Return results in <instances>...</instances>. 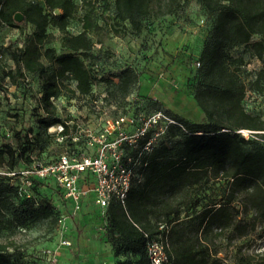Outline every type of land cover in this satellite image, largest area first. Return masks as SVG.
I'll list each match as a JSON object with an SVG mask.
<instances>
[{
    "label": "trees",
    "instance_id": "16d2710c",
    "mask_svg": "<svg viewBox=\"0 0 264 264\" xmlns=\"http://www.w3.org/2000/svg\"><path fill=\"white\" fill-rule=\"evenodd\" d=\"M185 1L112 0L105 7L116 34L124 26L139 34L147 19L172 15ZM197 1L212 18L210 33L199 57L202 64L197 70L199 79L192 92L204 120L191 122L165 111L177 124L169 125L162 136L178 135V140L141 151L151 135L147 133L138 139L135 147L124 145L126 155L137 159L138 167L124 207L112 201L105 211V238L116 257L115 264H150L146 251L150 239L161 240L166 245L170 264H216L219 259H212L215 253L210 249L211 238L228 229L240 234L246 229V224L234 222L233 204L238 198L246 212L253 211L254 219L264 222V117L245 109L243 99L249 87L238 74L243 59L227 53L231 47L243 46L264 63V0ZM81 2L84 4L82 29L68 34V26L79 6L75 0H42L44 9L40 10L31 0H0V24L22 27L28 21L36 29L30 34L21 32V46H0V81L14 82L26 74L38 78L41 81L39 103L45 113L38 120L37 131L30 137H22L25 146L0 147V229L6 224L9 227H16L17 222L22 224L17 210L25 206L32 223L46 221L48 230L54 232L59 228L58 219L68 207L55 180L51 179L59 194L57 202L46 197L37 199L32 192L49 183L50 178L31 177L32 184L28 187L31 195L27 196L20 190L21 176L17 172L20 164L29 168L40 160L26 155L28 145L43 151L57 136L63 137V143L72 139L66 136L72 125L57 116L53 100L65 93L70 97L91 94L94 76L84 58L93 56L92 35L103 26L94 17L93 2ZM17 12L23 14V21L15 22ZM49 27L63 33L61 53L46 47L52 40ZM254 36L258 38L253 39ZM7 60L13 68H8ZM116 78L115 91L126 97L137 83L138 74L131 67H125ZM263 79L264 68L250 88L262 90ZM70 82H74V88ZM56 125H61L62 131H49ZM240 129L251 131V138L236 132ZM12 172L15 174H8ZM15 178H19L17 183ZM219 179L227 183L225 195L219 199L205 195L209 182ZM12 211L15 219L13 216L6 219L7 212ZM20 247L13 239L0 241V264H26ZM254 261V255H240L236 264Z\"/></svg>",
    "mask_w": 264,
    "mask_h": 264
},
{
    "label": "rangeland",
    "instance_id": "374dc122",
    "mask_svg": "<svg viewBox=\"0 0 264 264\" xmlns=\"http://www.w3.org/2000/svg\"><path fill=\"white\" fill-rule=\"evenodd\" d=\"M31 1L36 9H44L42 0ZM75 1L79 6L68 26V34H76L82 29L84 4L81 0ZM91 1L95 7L94 17L103 26L92 35L95 41L93 56L84 58L94 76L91 94L70 97L65 93L53 100L57 116L72 125L70 132L76 140L68 139L63 143L55 138L43 151L28 145L26 155L40 159L38 161L42 163L53 162L62 154L79 157L82 153H95L98 145H87L86 134L96 136L103 127L110 126L107 120L112 122L124 117L123 134L132 133L141 121L158 110L170 111L191 122L204 120L192 92L199 79L197 70L202 65L199 57L209 36L212 18L198 1L183 2L172 15L150 17L139 34L132 33L127 26L120 28L116 34L105 7V3L112 0ZM35 30L28 21L22 27L0 24V46H21V32L30 34ZM48 32L52 34V40L46 47H53L57 53H61L60 39L63 33L54 27H49ZM227 53L243 59L238 74L249 87L243 99L245 109L264 117V79L261 81L262 90L250 88L258 72L264 68V63L251 56L243 46L231 47ZM197 61L199 66L196 65ZM6 62L8 68H13L10 60ZM125 67L135 70L138 81L123 97L121 92L115 91L114 85L118 81L116 75ZM40 84L41 81L31 74L14 82L10 79L0 81V147L19 145L22 148L26 145L22 137H30L37 131L38 120L45 115L39 103ZM74 85V82H70V87L74 88ZM50 129L54 131L58 125ZM122 136L113 133L107 137V141L121 140ZM179 138L178 135L160 136L154 145H171ZM19 167L18 171L27 169L23 164ZM137 167L133 168L135 176ZM49 178V183L39 186L32 194L37 199L46 197L57 202L59 194L54 188V179ZM84 182L81 179L78 184L82 186ZM19 184L22 186L21 181ZM208 185L205 195L210 198L219 199L225 195V180H211ZM28 193L31 195L30 190ZM240 201L238 198L233 204L234 222L235 225L246 224V229L241 234L235 229H228L222 235L211 238L210 249L215 253L212 259H219L216 264H236L238 256L247 254L255 256L252 264H264V222L254 219L253 211L246 212ZM24 209L25 206H21L17 210L21 213L18 216L22 224L17 222L16 227L6 224L5 228L0 229V241L15 240L21 246V255L26 264H48L49 258L53 257V264H115L116 257L105 238V211L91 202L83 204L75 217H68L64 229L59 231L57 228L54 232L48 230L46 221L32 223ZM11 216L15 219L14 211L7 212L6 219L10 220ZM194 235L192 233L191 237ZM63 239L69 240L70 246L61 245ZM120 258L123 259L124 255Z\"/></svg>",
    "mask_w": 264,
    "mask_h": 264
},
{
    "label": "built area",
    "instance_id": "2783aa9c",
    "mask_svg": "<svg viewBox=\"0 0 264 264\" xmlns=\"http://www.w3.org/2000/svg\"><path fill=\"white\" fill-rule=\"evenodd\" d=\"M199 64L197 61L196 65L199 66ZM107 123L110 126L103 127L96 136H92L91 133L86 134L87 145L92 146L94 143L98 145L95 153H82L79 157L62 154L50 163L36 160L29 168L17 172L21 176L20 190L27 196H29L27 189L32 184L31 177L36 176L40 179L52 177L55 180L68 205L58 219L59 231L65 228V220L68 217L77 215L87 196L91 198L94 206L103 211H106L112 201H117L124 207L134 177L133 168L138 165L137 159L125 155L124 145L135 147L138 139L151 133L149 139L141 147V151H150L156 140L165 134L167 127L177 124L172 117L161 110L141 121L137 129L129 134H123L124 117H119L112 122L107 120ZM50 128L49 131H51ZM62 129V126L58 125V129L54 131L60 132ZM236 132L245 138H248L251 133L245 129ZM113 133L123 135L121 140L107 141V137ZM66 136H72V139L76 140L71 132ZM56 138L63 140L62 136ZM8 174L14 175L15 173ZM81 179L85 181L82 186L78 184ZM60 244L70 246V241L63 239ZM165 248L166 245L161 240L150 239L147 242L146 251L150 264H170ZM54 261L55 257L49 258L48 264H53Z\"/></svg>",
    "mask_w": 264,
    "mask_h": 264
},
{
    "label": "water",
    "instance_id": "95a60500",
    "mask_svg": "<svg viewBox=\"0 0 264 264\" xmlns=\"http://www.w3.org/2000/svg\"><path fill=\"white\" fill-rule=\"evenodd\" d=\"M23 19H24V16L22 13H20V12L15 13V15H14L15 22H21V21H23Z\"/></svg>",
    "mask_w": 264,
    "mask_h": 264
},
{
    "label": "crops",
    "instance_id": "0c3cea01",
    "mask_svg": "<svg viewBox=\"0 0 264 264\" xmlns=\"http://www.w3.org/2000/svg\"><path fill=\"white\" fill-rule=\"evenodd\" d=\"M87 202H91V198H90V197L84 199L83 202H82V205L85 204V203H87ZM91 203H92V202H91ZM92 204H93V203H92ZM93 205H94V204H93Z\"/></svg>",
    "mask_w": 264,
    "mask_h": 264
}]
</instances>
